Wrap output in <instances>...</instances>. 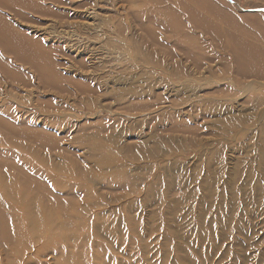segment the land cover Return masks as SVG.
<instances>
[{"label":"rangeland","instance_id":"1","mask_svg":"<svg viewBox=\"0 0 264 264\" xmlns=\"http://www.w3.org/2000/svg\"><path fill=\"white\" fill-rule=\"evenodd\" d=\"M80 1L89 2L76 9L77 3L84 4ZM99 1L97 10L110 16L90 14L91 18L85 17L87 21L73 16L79 14V10L86 13L96 8L91 4L92 0L1 2L0 15L9 27L30 38V43L25 45L33 49V42H36L44 49L53 48L49 57L56 63L54 68L74 81L70 83L60 77L58 85L62 89L45 84L40 76L34 75V64L33 68L0 47V54L7 63L0 65V172L16 178L17 191L37 196L43 204L52 207L70 206L65 200L67 191L61 190L55 181L72 188L74 180L69 176H90L81 183L89 189H85V193H92L89 199L84 197L81 201V238L74 239L76 229L71 227L66 230V238L64 235L52 240L58 248L64 243L69 250L76 248V259L66 264H264V173L261 174L259 159V132L255 127L229 126L241 114L252 112L250 104L242 103L248 93L229 97L214 94V99L226 101L231 109L203 112L202 92L194 97L188 92L176 93L178 86L187 80L161 73L144 60L146 48L154 50L159 57H163L165 48L148 42L142 43L138 51L136 45L130 46V40L144 35L141 26L147 21L142 17L137 19L133 8L142 3L150 8L154 6L152 0ZM156 1L162 5L170 1L181 18L185 15L178 6L185 5L184 0ZM214 1L223 9V17L232 20L235 32L264 44V0ZM129 11L134 16L127 13ZM120 19L133 28L125 33V40L116 30ZM195 22L193 34L203 36L207 54L222 52L220 44L229 48L225 41H214L211 45L209 38L214 33L200 25L197 27ZM152 27V32L156 31L162 40L164 31L155 22ZM130 33H135L134 38ZM63 41L79 43L78 50L83 49L87 56L89 52L94 54L91 59L100 68L94 74L106 76L99 79L103 91L115 87L109 95L96 98L95 106L88 105L86 99H81L82 95L74 93L75 87L90 81L80 79L82 71L78 73V65L70 62V47ZM80 43L86 46L80 47ZM116 44L121 46L115 47ZM180 58L179 54L173 57ZM135 59L138 62H133ZM41 66L47 71L46 63ZM127 68L134 76H141V73L145 76L126 82L122 80V72ZM163 70L169 72V67ZM209 77L198 84L210 81ZM219 77L218 74L213 84L219 83ZM124 86L131 91L129 96L118 92V88ZM135 92H139L141 98L132 99L130 96ZM159 92L167 98L149 110L133 108L126 111L122 107L127 99L131 102L143 100L150 105ZM194 100H197V106L188 110ZM111 107L115 111H108ZM258 109H264V103ZM181 119L198 128L197 132L171 131V121ZM242 133H247L246 137H242ZM115 169L132 176L134 183L130 191L125 186L107 185L108 173ZM258 180L263 185L261 192L252 188ZM151 181H154L152 186ZM54 253L56 250L47 249L38 259H30L26 264H55ZM16 264L23 263L16 258Z\"/></svg>","mask_w":264,"mask_h":264},{"label":"bare ground","instance_id":"2","mask_svg":"<svg viewBox=\"0 0 264 264\" xmlns=\"http://www.w3.org/2000/svg\"><path fill=\"white\" fill-rule=\"evenodd\" d=\"M2 1L3 0H0V4ZM130 1H132V0H130ZM82 2L83 1H80V3H82ZM88 2L89 1H84L83 5H80L79 3H77V5L74 7H76V9H79V7H83ZM99 2H100L99 0H92L91 4H94V6L96 8H91L92 7L91 6L90 7L92 9L91 12L86 11V13H83V11H85V10L81 9L82 11L79 10L80 13L74 14L73 17L80 18L79 20H81L82 18L85 19V17H88L90 14H92L93 16H96V14L98 15V14L103 13L105 15L106 13H104L100 10H97V8H99ZM152 2L154 3V6H152L150 8H148L147 5L145 3H142V2H141L142 6L133 8V14L136 15L135 17L137 19H138V17H142L147 21H146V23H144L141 26L144 35L141 37L140 35L137 34L138 37H136V39L130 40L131 41L130 46L136 45L135 49L138 48L137 49V51H138L140 49L139 47H141L142 43L144 44V43L148 42L149 45L156 44L157 46L161 47V49L165 48L163 50V53H162L163 57H159L158 54L154 50L152 51V50H149L147 48L145 49L144 56H143V53H142V56H143V58H145L144 60L147 62V64L154 65L156 67V69H158V71H160L161 73H166V74H168V76L171 74L172 77H175L177 79H180V77H181V78H185L187 80L186 83L178 86L179 88L177 89L176 93L184 92L185 94H187V92H188V94H190L191 96L194 97L198 92H202V94L201 93L200 94L204 100L203 105H202L203 112H205V111H209V112L224 111V112H227L229 109H231V106H228L226 101L214 99L213 98L214 94H221V95H224L225 97H229V96H238L240 94L247 92L248 96H246L242 100V103L244 105L250 104L249 106H250V109L252 112H250L248 114H241L238 118L235 119V121L231 122V124L229 126H233V127L234 126L235 127L240 126L241 127V125H242V126H248V129H249V127L251 129H254V127H255L256 130L259 132V136H258L260 139V144L258 142V145H260V147H259V155H260L259 159H260V167H261V170L263 171V172H261V170H260V172H261V174L264 173V109H260V110L258 109L259 105L264 103V44H260L259 41L255 40V39L245 37L244 35H242V33L238 34V32H235L233 30V27L231 26V24H233L232 20H230L226 17L225 18L223 17L222 14H224V11L220 6H218L217 1H214V0H201V1L197 0L196 2L195 1L193 2V0H184L185 5L184 4L178 5V6H181V8L183 9V12H185V15L182 16V18H181V14L178 13L177 7L169 4L170 1L166 4H163V5H162V2H160V1L152 0ZM29 5H30V3H29ZM30 6H33V5L31 4ZM131 6L132 5H130V7ZM86 7L87 8H85V9H88V6H86ZM127 13H129L130 15H133L130 11ZM106 15L110 16V14H106ZM156 15H159V17L157 16V18H155ZM91 17L92 16H89V18H91ZM120 20L118 21L116 30L118 31V33L120 35H122V39L125 40V36H126L125 33L128 32L129 30H132L133 28L131 29L129 27V25L127 23H125V21L123 22L122 19H120ZM153 21L158 25V27L160 26L161 30L164 31V33H163L164 38L162 40L158 37V33H156V31L152 32L153 31L152 25L154 23ZM195 21H198V24ZM134 22H136V21H134ZM194 22L196 23L197 27H199V25H200L202 28L210 29L211 33H214L209 38V40L211 41L210 42L211 45H213L214 41H220V43H221V41H225V42H228L229 48L220 44V47L223 48L222 52H220L218 50L220 53H214L213 50H211V52L214 53L213 54L214 56L212 54H207V52L205 51V46H204L205 40H204L203 36L201 34H198V35L193 34L194 32L192 29H194V27H195L194 26L195 24H193ZM137 23H135V24H137ZM138 26H140V25H138ZM88 29H90V28L88 27ZM91 29H93V28H91ZM188 29H191V30H188ZM95 31H98V30H95ZM167 33H169V34H167ZM130 34L132 35V33H130ZM217 36H218V38H217ZM93 37H94V35L92 36V38ZM143 37L146 40H144ZM132 38H134V36ZM129 39H131V38L129 37ZM71 41L69 43H72L73 45L67 43L66 41L65 42L63 41V44L65 43L66 47H70V49H69V51L71 53V55H69L70 62L73 65H78V66H76L78 73H79V71H82V73L79 75V77H81L80 79L83 78V79H87L88 81H90V83L88 82L87 85H84V86L78 85L77 87H75L74 93L76 95H82L81 99H86V103L88 105L91 104V105L95 106L96 98L99 99V96L102 98L107 96L108 93L113 92L115 90L114 89L115 87L110 89L111 91H108V90L103 91L102 90L103 88L101 89L102 86H100V84H99L100 83L99 79L103 75H101V73H100V75L94 74V73H96V71H98L100 69L99 65H96V63H95L96 61L94 62V59H91L94 57L93 56L94 54L89 52V54L87 56V54L82 52L83 49L78 50L79 46H77V44L79 45V43H77L75 45V43H73L74 40H73V42H71ZM107 42L109 43V40L106 41V43ZM112 42H114V41H112ZM116 42L117 41H115V43ZM26 43H30V38L27 35H24L21 31L16 30L13 27H9V23L0 15V47L3 50L7 51L8 53L12 54V56L14 58L17 57L20 60L29 63L33 68L35 66L36 69H34L35 70L34 75L36 73L37 76H40L41 82H44L45 84H48L52 87L62 89V87L58 85V80L60 77L62 78L65 76H63L60 72H58L54 68L56 63L54 61H52L51 58L49 57L50 51H52L53 48L44 49L41 45L39 46L36 42L35 43L33 42V44H34L33 49H30L28 47V45H25ZM80 45H81V43H80ZM117 45H119V44H116L115 47H117ZM83 46L81 45L80 47H83ZM119 46H121V45H119ZM172 46L174 47V49L172 48ZM124 48H126V47H124ZM57 49L59 51L62 50V49L60 50V48H57ZM116 49H118V48H116ZM119 51H121V50H119ZM134 51H136V50H134ZM61 52L64 53L63 51H61ZM135 53H137V52H135ZM178 54L181 56V58L180 59H173V57L178 55ZM3 59L5 60V58H3L0 54V65L1 64H4V65L7 64ZM133 62H138V61L135 59V60H133ZM141 62H142V60H141ZM44 63H46V65H47V71H46V69L44 70L43 67L41 66ZM33 64H34V66H33ZM62 64L63 63H61V65ZM140 64H142V63H140ZM213 64H219V66H216ZM63 65H64V67H68L65 64H63ZM128 65L130 66V64H128ZM39 67H41V68H39ZM145 67H147V66H145ZM167 67H169V72L167 70H166L167 72L163 70V68H167ZM132 68H133V66H131V69ZM152 69H151V71H152ZM3 70L5 71V69H3ZM6 70L8 72H10V74L12 73V71H10L8 69H6ZM154 71H152V72H154ZM13 73H16V72H13ZM122 73H124V75H123L124 79H122V80H126V82L128 80L131 81L132 79H136L137 77L141 78V76H143V75L145 76V73H141V76H138V74L135 73L136 75L134 76L132 71L130 70V68H127V70L123 69ZM218 74L220 75V77H219L220 81H218L219 83L213 84L215 82V79L218 77ZM103 77H106V76H103ZM208 77L210 78L209 79L210 81H206V83H203V84L202 83L198 84L201 79H208ZM120 79H121V77H120ZM212 79H214V80H212ZM62 80L68 81L70 83H72L74 81L73 78H71V77L70 78L65 77ZM247 80H248V82H247ZM63 89H65V88H63ZM121 91L125 95H128V93H131V91H129V89L126 88L125 86L118 88V92L121 93ZM116 92H117V90H116ZM116 92H114V93H116ZM147 94H149V93L147 92ZM143 96H144V94H143ZM130 97L132 99L137 98V97L141 98V94L139 95V92L138 93L135 92ZM166 98L167 97L163 96L162 93L159 92V93H156V97L150 105L145 103V102H142L143 100H140L142 102L141 103L140 101L131 102V101H128L129 99H127L126 102L124 101L125 105L122 107L126 111L131 110L133 108H138V109H142V110H146V109L149 110L155 104L160 103V101H163ZM116 99H118V98H116ZM168 99H170V98H168ZM182 101H183V99H182ZM191 104L192 105H190V108L188 110H190L191 108L193 109L194 107L197 106V100L192 101ZM102 106H104V105H102ZM105 106L108 107L107 105H105ZM101 108H103V107H101ZM107 109H109L108 111H115V108L113 110L112 107L107 108ZM173 113H175V112H173ZM183 119L171 121V124L173 126V130H171V131L181 130L182 132L185 131V132H188L190 134H194L195 132H197L196 129H198V128L187 124L186 120H183ZM228 128H230V127H228ZM178 133H179V131H178ZM246 135H247V133H242V137H246ZM190 138H191V136H190ZM107 140H109V139H107ZM191 141H193V140L191 139ZM128 144H130V143L128 142ZM132 147H133V145H132ZM138 147H140V146H138ZM131 152H133V151H131ZM127 153H128V151H127ZM150 155H151V153H150ZM150 155H148V156H150ZM212 155H215V154L212 153ZM126 156L128 157V154H126ZM207 157L209 158V156H207ZM210 159H211V157H210ZM166 168H168V167H166ZM69 177L74 180V185L72 186V188H67L65 185L60 183L58 180L55 182L57 183V185L60 187L61 190L67 191L68 196H67V199H65V200H67L68 203H70V206L69 207H66V206L63 207L62 205H60V207H52V205H50V204H47V203L43 204L41 202L40 198L37 196H30L26 193H22L20 191H17L16 190V178L13 175L12 176L6 175L5 173L0 172V264H16V258L19 259L23 264H26L30 259H38V257L40 255H42L47 249L56 250V253H54V256L57 257L55 264H66L67 262H69L73 259H76L77 252H76L75 247L71 248L69 250V249H67L66 243L60 244L59 248L56 247V245L52 243V240L56 237L57 238L63 237L65 235V238H66V236H67L66 230L71 228V227H75V229H76V231L73 233L74 239H76L78 241V239L81 238V234L79 232V228H80L79 224H80V221L82 219V217H81V214H82L81 201L83 200L84 197L86 199H89L91 197L92 193L90 191H88V192L86 191V193H85V189L86 190H89V189L84 187L81 184L82 181L85 180L86 177H88V175H86V174H75V175H71ZM107 177H108V179L106 182H107V185L109 187H115L116 188L118 186H120V187L125 186L130 191V186L134 183V181H133L134 179L132 178V176H127L124 173V171H122V170L121 171H118L117 169L112 170L110 173H108ZM212 180H213V178H212ZM152 182H154V181H151V186L153 184ZM214 183L215 182L213 181V184ZM175 185H176V183H175ZM164 186H165V183H164ZM179 188L180 187H178V189ZM252 188L255 191L261 192L263 190V185L261 184V180H258L257 185L254 187L252 186ZM212 189H213V187H212ZM150 191H151V194L154 193V191H152L151 189H150ZM165 191H167V190H165ZM209 191H210V188H209ZM257 194L258 193L256 192V195ZM187 195H189V194H187ZM209 195H210V193H209ZM223 195H225V194H222V196ZM164 196H166V195H164ZM257 196H259V195H257ZM188 198H189V196H188ZM221 198H223V197H221ZM58 199L60 200V198H58ZM174 200H175V198H174ZM220 200H222V199H220ZM183 202H185V201H183ZM213 202H214V200H213ZM154 205L156 206V204H154ZM197 205H198V203H197ZM155 212H157V211H155ZM102 213H103V211H102ZM216 219H217V217H216ZM59 220H61V221H59ZM222 226L223 225H221V227ZM210 227H211V225H210ZM217 228H218V226H217ZM222 228H224V226ZM116 231L117 230H115V233H116ZM208 231H210V230H208ZM224 231H226V230H224ZM116 235H118V234H116ZM206 235H205V237H206ZM216 236H214V237H216ZM223 237H224V235H223ZM59 240H60V238H59ZM59 240L57 239V242H59ZM93 244L95 245V243H93ZM71 247H73V246H71ZM101 260H102V257H101ZM101 260H99V261H101ZM31 262L33 263V261H31Z\"/></svg>","mask_w":264,"mask_h":264}]
</instances>
